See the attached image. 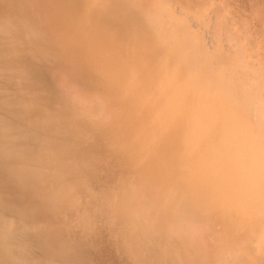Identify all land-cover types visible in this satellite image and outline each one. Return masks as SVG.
Segmentation results:
<instances>
[{"label":"clouds","instance_id":"obj_1","mask_svg":"<svg viewBox=\"0 0 264 264\" xmlns=\"http://www.w3.org/2000/svg\"><path fill=\"white\" fill-rule=\"evenodd\" d=\"M0 264H264V0H0Z\"/></svg>","mask_w":264,"mask_h":264}]
</instances>
